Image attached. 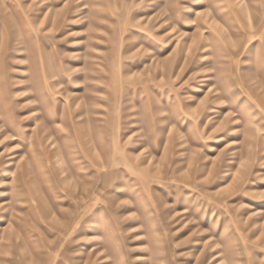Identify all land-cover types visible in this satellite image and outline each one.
I'll return each mask as SVG.
<instances>
[{
  "label": "rangeland",
  "instance_id": "1",
  "mask_svg": "<svg viewBox=\"0 0 264 264\" xmlns=\"http://www.w3.org/2000/svg\"><path fill=\"white\" fill-rule=\"evenodd\" d=\"M0 264H264V0H0Z\"/></svg>",
  "mask_w": 264,
  "mask_h": 264
},
{
  "label": "bare ground",
  "instance_id": "2",
  "mask_svg": "<svg viewBox=\"0 0 264 264\" xmlns=\"http://www.w3.org/2000/svg\"><path fill=\"white\" fill-rule=\"evenodd\" d=\"M200 13V12H199ZM46 132V130H44L43 132H42V134L43 133H45ZM46 136L48 137L49 135L48 134H46ZM52 147V145H51V143H49V148H51Z\"/></svg>",
  "mask_w": 264,
  "mask_h": 264
}]
</instances>
